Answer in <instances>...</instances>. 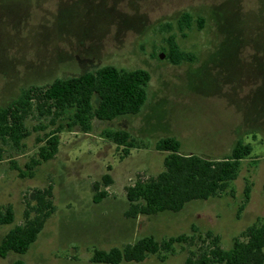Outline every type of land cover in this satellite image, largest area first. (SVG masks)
<instances>
[{
    "label": "rangeland",
    "instance_id": "1",
    "mask_svg": "<svg viewBox=\"0 0 264 264\" xmlns=\"http://www.w3.org/2000/svg\"><path fill=\"white\" fill-rule=\"evenodd\" d=\"M182 14L190 20L180 30ZM170 36L192 62L166 60ZM103 66L149 73L143 108L93 120L88 132L62 129L56 155L31 178L19 171L36 157L42 145L36 140L68 120L26 122L24 147L6 149L0 161V210L11 207L14 216L12 224L0 225V240L23 224L33 190L51 186L55 212L25 254L8 253L0 264H88L94 249L121 248L144 236L157 242L192 236L193 243L174 244L171 252L121 263L184 264L206 232L228 250L233 238L263 218L264 0H0V107L22 89ZM107 131L127 132L136 147L125 156ZM167 137L179 142L181 155L207 160L227 157L238 140L252 151L220 195L177 213L125 217V189L163 171L165 153L154 146ZM94 183L106 192L99 203L92 201Z\"/></svg>",
    "mask_w": 264,
    "mask_h": 264
},
{
    "label": "trees",
    "instance_id": "2",
    "mask_svg": "<svg viewBox=\"0 0 264 264\" xmlns=\"http://www.w3.org/2000/svg\"><path fill=\"white\" fill-rule=\"evenodd\" d=\"M189 20L188 14H182L178 20L179 29L187 27ZM167 45L165 58L169 63L192 62L193 58L180 52L171 36ZM149 81V73L142 69L125 71L103 66L76 77L55 79L42 87L22 89L15 99L0 107V161L6 149L22 150L23 140L30 134L26 126L29 119L48 120L54 126L58 120L66 118L67 123L58 124L43 139L36 140L42 143L36 157L25 164L23 171H19L20 177H33L38 166L56 155L58 134L62 129L77 126L81 131L88 132L93 120L111 121L119 116L138 114L147 100ZM104 136L116 147H121L125 156L136 147L125 131H107ZM154 149L165 153L163 171L154 177L137 179L125 189L127 218L177 213L192 201H206L220 195L237 178L241 161L252 151L249 144L238 140L227 157L207 160L195 155H181L179 142L171 137L159 139ZM101 180L105 186L111 183L107 175ZM92 188V201L99 203L106 192L98 191L97 183ZM262 192L264 195V182ZM243 196L248 200L247 186ZM243 208L244 204L240 205L238 212ZM54 212L51 186L28 194L23 224L15 225L1 238L0 258H5L8 253L25 254ZM13 218L11 207L0 210V225L12 224ZM200 242L196 251L186 257L184 264H264V216L258 224L246 227L238 237L233 238L228 250L222 249L219 236L209 231L204 238H200ZM180 243H193V237L180 235L157 242L152 236H144L121 248L94 249L88 264L139 263L148 255L171 252L172 246Z\"/></svg>",
    "mask_w": 264,
    "mask_h": 264
}]
</instances>
